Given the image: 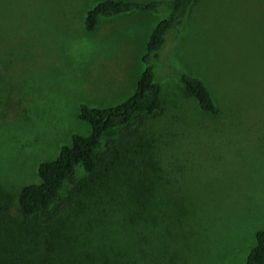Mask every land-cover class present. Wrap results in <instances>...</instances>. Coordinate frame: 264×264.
<instances>
[{"label": "rangeland", "instance_id": "1", "mask_svg": "<svg viewBox=\"0 0 264 264\" xmlns=\"http://www.w3.org/2000/svg\"><path fill=\"white\" fill-rule=\"evenodd\" d=\"M103 1L0 0V213L14 221L18 247L35 263L51 247L48 264H245L264 230V0H197L160 51L162 106L142 137L148 167L120 171L153 184L150 203L116 187L119 205L99 192L97 211L82 213L79 199L51 226L39 221L44 234L25 232L34 221L24 223L17 193L73 135L90 133L82 107H114L134 93L164 16L136 11L87 32L86 12ZM174 69L205 84L218 116L184 95ZM85 174L77 166L75 177Z\"/></svg>", "mask_w": 264, "mask_h": 264}, {"label": "trees", "instance_id": "2", "mask_svg": "<svg viewBox=\"0 0 264 264\" xmlns=\"http://www.w3.org/2000/svg\"><path fill=\"white\" fill-rule=\"evenodd\" d=\"M196 1L105 0L86 12L84 28L87 32L96 30L101 19H113L136 11L163 13L164 16L148 38L142 57L144 68L139 74L134 93L114 107H82L78 117L89 125L90 133L86 136L73 135L70 145L61 147L54 160L38 165L37 183L25 185L17 193L18 210L24 223L35 222L26 227L27 234L31 229H34V233L44 234L48 229L38 222L43 221L46 227L51 226L61 213L79 199H86L82 213L85 210L86 213L97 211L95 194L99 192H109L112 200L119 205L116 187L128 193L130 202L136 198L142 206L150 203L156 190L150 186L153 184L144 179L134 180L127 175L122 180L120 171L127 162L148 167L145 165L146 159H143L145 148L142 137L146 119L156 116L162 106V87L157 80L159 54L171 33L180 31ZM173 79L182 86L184 95L197 103L200 111L214 117L219 115L211 93L201 80L176 69L173 70ZM115 132L119 134L118 138H107ZM77 166H81L86 173L78 179L75 177ZM66 185V194L61 196ZM103 203L106 205V202ZM0 212H3L2 208ZM5 215L0 213V264H48L52 248L46 245L47 250L44 249L42 259L37 258L38 263L29 260L28 251L17 245L19 237L16 230L11 228L14 221ZM44 241L56 247L45 236ZM62 264H69V261ZM245 264H264V230L256 232L255 244Z\"/></svg>", "mask_w": 264, "mask_h": 264}, {"label": "clouds", "instance_id": "3", "mask_svg": "<svg viewBox=\"0 0 264 264\" xmlns=\"http://www.w3.org/2000/svg\"><path fill=\"white\" fill-rule=\"evenodd\" d=\"M81 44L83 45V47L87 50V52H91L93 49L92 44L89 42V40L87 38H84L81 41ZM87 54V53H86Z\"/></svg>", "mask_w": 264, "mask_h": 264}]
</instances>
